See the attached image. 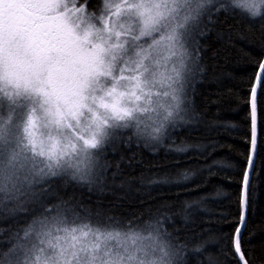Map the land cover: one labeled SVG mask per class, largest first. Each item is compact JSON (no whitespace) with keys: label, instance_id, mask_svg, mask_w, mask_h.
Segmentation results:
<instances>
[{"label":"snow or ice","instance_id":"6c2138e0","mask_svg":"<svg viewBox=\"0 0 264 264\" xmlns=\"http://www.w3.org/2000/svg\"><path fill=\"white\" fill-rule=\"evenodd\" d=\"M230 10L264 20V0H0V264H188L187 253L208 250L210 235L182 236L164 225L182 214L187 226L188 210L209 211L202 206L219 191L179 212L163 202L146 221L109 215L114 205L104 200L134 183L122 169L133 167L134 148L187 154L198 147L167 142L194 119L192 79L204 71L189 63H198L197 37ZM248 87L245 227L264 60ZM121 149L132 155L108 159ZM191 178L190 169L177 170L162 182L185 187ZM70 185H86L89 199L68 193ZM232 253L254 264L241 227ZM207 264L221 261L209 255Z\"/></svg>","mask_w":264,"mask_h":264},{"label":"trees","instance_id":"16d2710c","mask_svg":"<svg viewBox=\"0 0 264 264\" xmlns=\"http://www.w3.org/2000/svg\"><path fill=\"white\" fill-rule=\"evenodd\" d=\"M213 19L215 22L208 24L207 34L197 37L201 51L193 67H202L204 71L196 72L192 79L190 100L194 119L178 129L179 135H173L167 142L198 147L190 148L187 154L171 152L164 147L156 151L134 148L133 167L122 165L125 179L131 178L134 183H125L123 189L116 190L119 199L108 196L104 203L114 205L109 215L119 217L135 213L146 221L150 210L154 211L163 202L173 205V210L179 212L185 202L200 201L209 193L219 191L222 194L219 199L202 206L209 211H201L195 205L188 210L187 226L181 214L173 216L164 227L172 231L175 225L182 236H211L212 243L206 252L186 254L188 264H207L209 255L219 257L221 264H240L232 253V240L235 229L240 227L242 173L250 154L248 86L258 72L259 62L264 60V40L261 39L264 20L250 19L243 10H230ZM229 89L231 95H228ZM257 117L255 171L249 183V205L241 247L252 254L254 264H264V103L259 91ZM121 154L127 159L132 152L121 149L118 154L109 153L108 159L115 163ZM188 169L192 178L187 186L162 182L169 175L174 176L177 170ZM63 191L61 189L62 194ZM67 192L77 199H89L86 185H70ZM92 199L95 201L94 196ZM222 250H226V255Z\"/></svg>","mask_w":264,"mask_h":264},{"label":"water","instance_id":"95a60500","mask_svg":"<svg viewBox=\"0 0 264 264\" xmlns=\"http://www.w3.org/2000/svg\"><path fill=\"white\" fill-rule=\"evenodd\" d=\"M257 140H258V117H257ZM255 156H256V154H255ZM251 175H252V174H250V177H249V183H250ZM246 215H247V211H246V213H245V221H246ZM240 227H241V235H242V232H243L244 226H241V224H240Z\"/></svg>","mask_w":264,"mask_h":264},{"label":"rangeland","instance_id":"374dc122","mask_svg":"<svg viewBox=\"0 0 264 264\" xmlns=\"http://www.w3.org/2000/svg\"><path fill=\"white\" fill-rule=\"evenodd\" d=\"M191 51H192V49L190 48V49H189V52H191ZM189 63H190V66L193 67V65H191V62H189ZM193 68H194V67H193Z\"/></svg>","mask_w":264,"mask_h":264}]
</instances>
